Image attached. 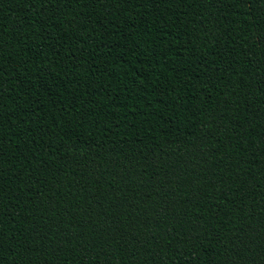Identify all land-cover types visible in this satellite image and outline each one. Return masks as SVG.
<instances>
[{
	"label": "trees",
	"instance_id": "obj_1",
	"mask_svg": "<svg viewBox=\"0 0 264 264\" xmlns=\"http://www.w3.org/2000/svg\"><path fill=\"white\" fill-rule=\"evenodd\" d=\"M0 264H264V0H0Z\"/></svg>",
	"mask_w": 264,
	"mask_h": 264
}]
</instances>
